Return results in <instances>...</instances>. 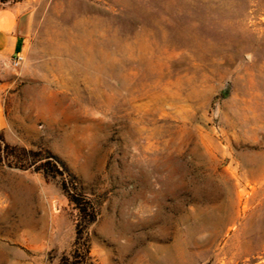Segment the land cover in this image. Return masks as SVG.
I'll list each match as a JSON object with an SVG mask.
<instances>
[{
	"label": "rangeland",
	"instance_id": "1",
	"mask_svg": "<svg viewBox=\"0 0 264 264\" xmlns=\"http://www.w3.org/2000/svg\"><path fill=\"white\" fill-rule=\"evenodd\" d=\"M0 134L95 201L93 264H264V0H0ZM59 180L0 165V264H61Z\"/></svg>",
	"mask_w": 264,
	"mask_h": 264
},
{
	"label": "trees",
	"instance_id": "2",
	"mask_svg": "<svg viewBox=\"0 0 264 264\" xmlns=\"http://www.w3.org/2000/svg\"><path fill=\"white\" fill-rule=\"evenodd\" d=\"M0 165L33 170L47 179L60 181L61 189L78 213L73 249L61 258V264H93L90 229L99 218V210L95 201L82 191L76 178L68 173L64 163L50 152L11 145L0 134Z\"/></svg>",
	"mask_w": 264,
	"mask_h": 264
},
{
	"label": "crops",
	"instance_id": "3",
	"mask_svg": "<svg viewBox=\"0 0 264 264\" xmlns=\"http://www.w3.org/2000/svg\"><path fill=\"white\" fill-rule=\"evenodd\" d=\"M19 5L0 9V60H9L28 47V24Z\"/></svg>",
	"mask_w": 264,
	"mask_h": 264
},
{
	"label": "built area",
	"instance_id": "4",
	"mask_svg": "<svg viewBox=\"0 0 264 264\" xmlns=\"http://www.w3.org/2000/svg\"><path fill=\"white\" fill-rule=\"evenodd\" d=\"M24 61V55L22 53H16L11 59V64L13 67L18 68L24 63Z\"/></svg>",
	"mask_w": 264,
	"mask_h": 264
}]
</instances>
